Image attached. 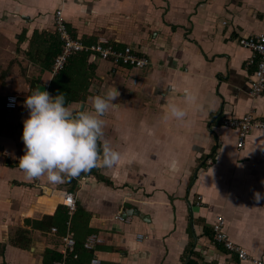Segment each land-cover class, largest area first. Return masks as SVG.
<instances>
[{"label": "crops", "instance_id": "1", "mask_svg": "<svg viewBox=\"0 0 264 264\" xmlns=\"http://www.w3.org/2000/svg\"><path fill=\"white\" fill-rule=\"evenodd\" d=\"M58 9L86 44L129 45L152 66L70 59L61 89L74 110H93L90 97L119 89L103 119L122 160L49 192L46 176L30 181L18 164L24 101L40 85L50 92L54 79L43 63ZM263 32L264 0H0V264H43L47 249L60 252L59 225H33L54 216L66 193L77 200V243L103 240L101 264H251L214 243L218 216L237 246L264 261V199L254 196L264 193V129L238 149V131L222 123L249 112L264 119V96L251 94L254 55L238 41ZM186 87L202 110L184 101ZM8 96L19 98L16 109L6 108ZM169 101L187 107L185 122L162 119Z\"/></svg>", "mask_w": 264, "mask_h": 264}, {"label": "clouds", "instance_id": "2", "mask_svg": "<svg viewBox=\"0 0 264 264\" xmlns=\"http://www.w3.org/2000/svg\"><path fill=\"white\" fill-rule=\"evenodd\" d=\"M167 91H171V87ZM119 96L118 88L109 89L105 94L89 98L93 110H74L66 102L64 92L53 96L39 87L33 90L24 101L30 114L23 121L25 151L18 164L26 179L31 181L46 176L47 182L40 184V187L54 192L56 186L64 183L66 178L78 177L100 167L101 162L109 169L118 165L122 153L106 138L103 116L115 106ZM183 96L187 104L201 110L204 108L193 90L184 88ZM188 116L185 105L169 101L162 119L174 118L178 122H185ZM254 196L257 201L264 199V193L259 190L255 191Z\"/></svg>", "mask_w": 264, "mask_h": 264}, {"label": "built area", "instance_id": "3", "mask_svg": "<svg viewBox=\"0 0 264 264\" xmlns=\"http://www.w3.org/2000/svg\"><path fill=\"white\" fill-rule=\"evenodd\" d=\"M54 33L58 35L61 41V52L56 57L52 74L57 75L61 72L69 60L81 53L89 55L97 61H107L115 66L127 67L131 69H146L152 66V61L143 55H140L134 48L127 45L117 46L116 43L100 41L94 44H86L80 38L73 36L68 24L64 18L63 10L58 9L54 17ZM239 44L251 52L254 57L249 60L248 65L255 67L254 79L251 84V94L255 97L264 96V32L258 35L241 38ZM14 98V99H13ZM19 98L17 96H8L6 98V108L16 109ZM222 123L225 127L238 131L237 148L242 149L245 146L247 137L257 130L264 129V119L255 116L249 112L241 118H223ZM201 202V198H199ZM63 205L67 207L70 219L67 221V232L61 237L60 253L63 255V261L57 264H66L69 256L78 258L76 253V238L72 229V217L77 211V200L73 193H66L63 199ZM117 218L124 220L121 214ZM53 232H58L57 228H52ZM213 241L215 244L223 245L230 253L237 254L242 261H248L251 264H264L261 259L251 257L247 251L237 246L226 232V220L223 216H218L212 225ZM103 240L98 235H90L84 242V248L93 251V257L90 264H101V259L96 253V248Z\"/></svg>", "mask_w": 264, "mask_h": 264}, {"label": "trees", "instance_id": "4", "mask_svg": "<svg viewBox=\"0 0 264 264\" xmlns=\"http://www.w3.org/2000/svg\"><path fill=\"white\" fill-rule=\"evenodd\" d=\"M49 37H50V41L51 40L52 41H51L50 46L44 50V53L46 56V63H43V68L51 69V71H52L54 61H55L56 57L61 52V41H60L58 35H56L55 33L53 35H50ZM74 57H75V59L81 58L82 61L86 62V57H85V55H83V53L77 54ZM73 61L74 62L71 65H73L76 60L73 59ZM69 63L70 62L67 63L64 70H62L59 74L54 76V79L52 80V82L50 84L49 90H50V92L54 93L55 95L58 92H62L61 88L63 85L65 86V84H68V81L66 80V75H65L66 73L64 71L66 70V68H68L67 66ZM86 98H87V96L83 97L82 101H85ZM68 101H74L73 97L72 96H66V102L68 103ZM69 219H70V217H69L68 209L66 206L63 205V206H60L58 208V210L54 216H45L41 222L35 221L33 226L34 227H36V226L43 227L44 225H48L51 227V226L59 225L58 226V232H59L60 236H64L67 232V221ZM20 234H23V235L27 234V231L22 230ZM212 237H213V235H212ZM21 238H23V237H21ZM13 244L17 245L19 247H25L26 246L22 239H16L15 241H13ZM76 253L78 254V258L75 259V258H73V256H69L66 259V264H90L91 259L93 257V251L86 250L84 248V242L83 243H77V241H76ZM63 260H64L63 255L60 252H58L57 250L55 251V250L47 249L44 253L43 264H57L58 262H62Z\"/></svg>", "mask_w": 264, "mask_h": 264}, {"label": "water", "instance_id": "5", "mask_svg": "<svg viewBox=\"0 0 264 264\" xmlns=\"http://www.w3.org/2000/svg\"><path fill=\"white\" fill-rule=\"evenodd\" d=\"M39 88H40V90H47V88L45 87V86H42V85H40V86H38ZM53 96H55V95H53Z\"/></svg>", "mask_w": 264, "mask_h": 264}]
</instances>
